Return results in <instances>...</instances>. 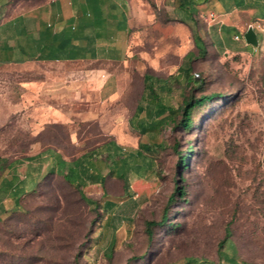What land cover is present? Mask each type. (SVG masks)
I'll return each instance as SVG.
<instances>
[{
    "label": "rangeland",
    "instance_id": "rangeland-1",
    "mask_svg": "<svg viewBox=\"0 0 264 264\" xmlns=\"http://www.w3.org/2000/svg\"><path fill=\"white\" fill-rule=\"evenodd\" d=\"M8 2L0 17L30 3ZM232 3L223 0L226 12L197 13L193 23L179 20L173 0H131L127 43L118 49L123 58L0 65V209L9 211L13 191L30 189L45 173L36 193L21 199L22 213L0 214V264H167L187 256L219 264L225 227L238 260L264 264V2L248 9ZM249 26L257 45L243 39ZM193 29L207 48L203 58L196 56ZM8 33L0 29V40ZM185 55L193 56L201 82L192 92L219 96L195 110L189 130L167 125L140 135L134 112L143 74L166 79ZM170 86L162 100L176 107L186 92L173 78ZM109 141L132 157L130 196L122 179L107 173ZM145 141L161 147L140 156ZM188 146L191 157L181 170L179 155ZM47 147L65 159L96 151L104 184L89 183L84 192L115 199L112 214L88 209L61 177L46 174V152L28 159ZM173 183L184 191L168 207L175 227H153L147 240L143 221L159 219Z\"/></svg>",
    "mask_w": 264,
    "mask_h": 264
},
{
    "label": "trees",
    "instance_id": "trees-1",
    "mask_svg": "<svg viewBox=\"0 0 264 264\" xmlns=\"http://www.w3.org/2000/svg\"><path fill=\"white\" fill-rule=\"evenodd\" d=\"M31 1V0H27ZM47 0L38 3H28L26 8L13 16L6 18L1 15L0 17V29L9 30L10 33L0 40V65L10 62H22L24 60H52L58 58V53L66 50V43L55 44L53 34L50 31L43 30L38 34V37H32L29 31L24 29V15L23 13L28 11L31 7H37L43 4ZM174 9L178 10L181 18V22L196 21L195 15L197 13H209L210 11L226 12L224 8L223 0H173ZM232 6L237 9L259 8L262 6L264 0H232ZM6 0L5 3L0 4V13L2 6H12L11 3ZM264 14V13H263ZM3 17V19H2ZM264 17V15H263ZM5 18V19H4ZM257 38L258 33L256 32ZM22 37L30 39V43L27 46L22 44ZM193 44L197 50L196 56L203 58L207 55V48L204 40L198 35L196 29L192 30ZM18 53V56L16 55ZM17 56V57H16ZM123 58V57H122ZM193 56L185 55L181 63L176 67L175 73L170 74L168 78L163 79L157 76L145 73L142 76V90L140 101L135 107L134 115L139 119L135 122L139 128L140 135L145 134L147 131L160 130L162 127L169 125L172 128H180L181 130H189L193 125V114L195 110L203 105H206L212 98L219 96L217 92H211L208 94L200 93L196 95L192 92L194 86L199 85L201 82L196 78V74L192 72L191 61ZM174 79L185 90V95L182 96L180 103L176 107H172L163 102L162 96L164 93L170 92V80ZM182 79V80H181ZM107 151L103 159L107 164H111L107 173H114L116 176L122 179L123 191L130 196L128 173L131 170V163L126 156L120 153V147L113 145L112 142H107ZM138 155H148L151 151L157 150L161 147L159 142H140ZM96 150V149H95ZM51 158L48 164L46 174L55 175L61 177L62 180L76 191L78 197L84 202V204L91 210L99 209V212L106 215L112 214L113 209L116 208L117 202L113 198H109L104 192H102L100 199H93L87 196L84 192V188L89 183H99L103 186L105 176L100 171L96 162H103L96 156V151H84L75 157L65 159L61 153L57 152L52 147H47L43 151L36 153L28 157L39 158L45 153ZM191 157L190 146L179 155L178 164L181 170H184L188 166V161ZM44 175L37 179H34V185L28 190H14L13 205L11 207L10 214L22 213L25 209V202L21 199L28 195L36 193L39 185L44 184ZM22 181V180H21ZM9 186L10 182L7 180L4 185ZM4 190V189H3ZM178 195L180 199L184 196L182 186L172 184L169 193L166 195L163 206L161 208L159 219L151 220L145 219L143 221V233L147 240L152 239L153 227H159L165 224L166 227L173 228L175 224L168 220L169 205L174 201V197ZM22 202V203H21ZM6 209L1 208L0 214H6ZM230 231L228 227H225L224 235L221 240L218 241V257L221 259L219 264H256L253 262H247L238 260L235 256V248L232 247L229 241ZM113 241L107 247V253L112 249ZM231 248L232 253H227L226 249ZM214 264L212 261H208L203 258H196L187 256L181 258L173 263L167 264Z\"/></svg>",
    "mask_w": 264,
    "mask_h": 264
},
{
    "label": "crops",
    "instance_id": "crops-1",
    "mask_svg": "<svg viewBox=\"0 0 264 264\" xmlns=\"http://www.w3.org/2000/svg\"><path fill=\"white\" fill-rule=\"evenodd\" d=\"M131 0H47L24 12V29L32 37L47 30L54 43H66L58 58L36 61L118 59L126 46ZM30 39L22 37L27 46ZM31 60H24L22 62ZM77 92H73L76 101ZM69 98L72 104V95Z\"/></svg>",
    "mask_w": 264,
    "mask_h": 264
},
{
    "label": "water",
    "instance_id": "water-1",
    "mask_svg": "<svg viewBox=\"0 0 264 264\" xmlns=\"http://www.w3.org/2000/svg\"><path fill=\"white\" fill-rule=\"evenodd\" d=\"M243 39L246 44H252V45L258 44L257 35L256 32L253 30L252 26H249L247 30L244 32Z\"/></svg>",
    "mask_w": 264,
    "mask_h": 264
},
{
    "label": "built area",
    "instance_id": "built-area-1",
    "mask_svg": "<svg viewBox=\"0 0 264 264\" xmlns=\"http://www.w3.org/2000/svg\"><path fill=\"white\" fill-rule=\"evenodd\" d=\"M212 15V14H211ZM235 38H238V36L236 35Z\"/></svg>",
    "mask_w": 264,
    "mask_h": 264
}]
</instances>
